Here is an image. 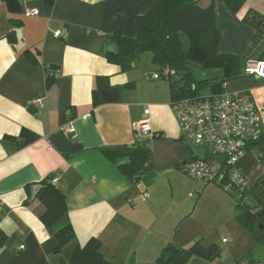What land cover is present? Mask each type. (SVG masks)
I'll list each match as a JSON object with an SVG mask.
<instances>
[{
  "label": "crops",
  "instance_id": "obj_1",
  "mask_svg": "<svg viewBox=\"0 0 264 264\" xmlns=\"http://www.w3.org/2000/svg\"><path fill=\"white\" fill-rule=\"evenodd\" d=\"M19 1L21 13L14 14L0 0V230L6 235L0 264H67L91 238L102 243L111 264H155L169 243L196 240L217 244L222 257L213 262L193 257L189 264H264V244L238 225L232 194L217 184H192L180 169L192 152L180 141L170 84L150 79L151 56L129 72L107 60L109 36L120 31L136 38L135 18L155 0L132 8H120L116 0ZM196 1L202 8L216 5L219 53L241 57L242 77L261 81L237 91L250 92L264 131V79L245 74L264 53V35L243 22L250 9L264 15V0H246L238 14L222 0ZM34 9L37 15L27 14ZM45 65L58 68L50 88ZM98 77H109L114 87L132 82L136 89L122 102L95 106ZM147 109L156 137L136 132ZM68 124L74 133L66 131ZM240 167L249 188L264 179V143L251 148ZM50 178L66 196L76 232L58 253V228H46L41 221L46 208L34 200ZM259 193L264 199V191Z\"/></svg>",
  "mask_w": 264,
  "mask_h": 264
},
{
  "label": "trees",
  "instance_id": "obj_2",
  "mask_svg": "<svg viewBox=\"0 0 264 264\" xmlns=\"http://www.w3.org/2000/svg\"><path fill=\"white\" fill-rule=\"evenodd\" d=\"M2 1L6 3L11 13H21L19 0ZM141 1L116 0L120 8L136 7ZM222 1L233 14H238L246 4V0ZM135 20L138 28L136 38H126L120 31L109 36V44H117L119 52L108 51L107 60L119 66L122 72H129L139 67L145 55H150L152 65L155 67L150 79L154 80L153 74L159 73L161 78L154 81H164L170 84L172 102L194 99L199 96L206 97L212 93H225L230 91L229 80L242 77L244 60L237 55L219 53L221 31L218 27L215 3L202 8L196 0H155L153 6L146 13L136 16ZM12 22L18 28L22 27L21 22ZM243 22L264 35L263 14L250 9L243 17ZM13 35H10V40H13ZM15 41L16 39L12 43ZM259 59L264 60V53ZM37 63L41 65L39 61ZM192 67L222 71L224 78L220 81L206 79L198 82L191 71ZM44 69L47 87L50 88L55 84L58 68L45 65ZM166 71L169 73L166 74ZM206 88L211 90V94L202 96L200 92ZM135 89L136 85L132 82L114 87L109 77H98L93 90V104L98 106L122 102L125 96ZM240 92L250 94L248 91ZM153 136L156 137L157 134ZM180 141L184 142L181 137ZM262 143H264L263 128L260 138L252 145V148ZM193 158L192 153L191 157L180 165V169L183 171V165ZM53 181L54 178L44 181L34 200L42 203L46 208L41 216V221L46 228L49 230L58 228L54 235L57 243L55 252L58 253L76 239V232L69 223L66 196L54 186ZM222 183L225 185L227 182L222 180L221 184L217 185L227 190ZM260 188L264 189V179L243 191V194L250 193L257 205L249 206L243 196L242 201L236 205L235 216L237 223L251 234L256 244H264V229H262L264 199L260 196ZM26 204L30 203L26 202ZM5 240L6 235L0 230V243ZM101 248L102 243L97 238H91L84 245L76 247L67 264H111L104 258ZM250 254L252 253L249 252L246 255L248 259ZM193 257L213 262L222 257V249L217 244L205 246L200 240L193 241L186 246L169 243L162 249L155 264H189Z\"/></svg>",
  "mask_w": 264,
  "mask_h": 264
},
{
  "label": "built area",
  "instance_id": "obj_3",
  "mask_svg": "<svg viewBox=\"0 0 264 264\" xmlns=\"http://www.w3.org/2000/svg\"><path fill=\"white\" fill-rule=\"evenodd\" d=\"M38 13L34 9L27 14ZM245 74L264 79V60L249 64ZM160 76L154 73L153 79L158 80ZM35 104L41 108L44 106L42 99H37ZM171 109L182 140L206 149L205 159H191L183 165V172L195 182L221 184L225 180L227 183L222 184L226 189L229 186L239 190L248 189L249 184L240 162L260 138L263 128L262 113L253 97L240 91L212 93L206 97L174 101ZM146 114L147 118L136 126V132L153 136L148 109ZM66 131L74 133L75 129L72 124H68ZM213 155L224 157V163L215 161Z\"/></svg>",
  "mask_w": 264,
  "mask_h": 264
},
{
  "label": "rangeland",
  "instance_id": "obj_4",
  "mask_svg": "<svg viewBox=\"0 0 264 264\" xmlns=\"http://www.w3.org/2000/svg\"><path fill=\"white\" fill-rule=\"evenodd\" d=\"M146 56H144L143 58H146ZM191 71H192V73H193L196 81H198V82L199 81L206 80V79H214L215 81H220V80H222L224 78L223 72L222 71H219V70H213L212 71V70H204V69L198 68V67H192L191 68ZM177 81L180 82V79L177 78ZM255 81H256L255 79L250 78V77H240V78L231 79V80H229V83H230L229 84V90L230 91L245 90V89H248V88L253 87L254 85H257V84L261 83L260 80H257L256 82ZM200 94L202 96L209 95V94H211V90L210 89H207V88L206 89H203V90H201ZM190 182L192 184L193 183L195 184V182L192 181V180H190ZM262 190L264 191L263 188H260V191H262ZM188 191L192 192L193 194H196V192H195L196 190L194 189V187H190ZM243 191L244 190H239V189H237L235 187H230V186L227 187V190H226V192H228L229 194H232V196L236 199L235 200V203H236L235 205H237V203H239L240 201H242V197L244 196V201L249 206H256L257 203L254 200V198L250 195V193L247 192V193H244L243 194ZM181 203H182V206H183L184 211L187 212V210H186V204H187V202L181 201ZM187 207H190V204L189 203H188V206ZM235 208H236V206H235Z\"/></svg>",
  "mask_w": 264,
  "mask_h": 264
},
{
  "label": "water",
  "instance_id": "obj_5",
  "mask_svg": "<svg viewBox=\"0 0 264 264\" xmlns=\"http://www.w3.org/2000/svg\"><path fill=\"white\" fill-rule=\"evenodd\" d=\"M109 49H110V51L115 52V53L119 52L117 44L110 45ZM35 111H36V106L32 105L30 107V112L33 113ZM186 145L191 149V152L193 153L194 158L201 159V160L205 159V157H206V149L198 148L195 145L190 144V143H186ZM213 158H214L215 161H217L219 163H224V161H225V158L221 157V156L213 155ZM262 229H264V226H262Z\"/></svg>",
  "mask_w": 264,
  "mask_h": 264
}]
</instances>
